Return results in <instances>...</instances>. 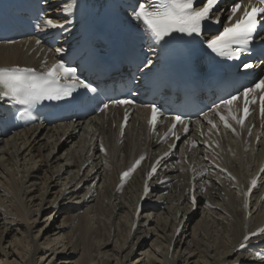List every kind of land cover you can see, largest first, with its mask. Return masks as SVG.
Returning <instances> with one entry per match:
<instances>
[{
    "label": "bare ground",
    "instance_id": "bare-ground-1",
    "mask_svg": "<svg viewBox=\"0 0 264 264\" xmlns=\"http://www.w3.org/2000/svg\"><path fill=\"white\" fill-rule=\"evenodd\" d=\"M62 6L50 9L47 16L65 24L72 14L60 11ZM79 27L76 22L73 29ZM32 46L33 39L0 43V66H37L50 55L45 49L37 55L39 48L30 51ZM57 48L62 49L58 53L68 50L62 44ZM219 111L227 116L225 108ZM216 119L220 120L218 115ZM228 120L235 132L222 121L220 137L208 127L203 131L212 149H199V161L209 167L199 211L192 214L182 189H177L186 181L180 158L163 171L177 180L167 193L155 194L157 201H164L162 208L144 209L133 230L146 168L143 164L120 193L115 190L118 173L138 155L149 156L162 148L152 140L139 110L120 145L118 128L103 115L35 124L3 136L0 264H256L250 255L234 249L246 232L264 221V201L245 208L241 191L264 157V125L257 121L250 140L244 142L247 130L240 136L233 120ZM258 131L260 140L254 148ZM83 162L87 167L81 171ZM178 222H184L183 229L174 237Z\"/></svg>",
    "mask_w": 264,
    "mask_h": 264
},
{
    "label": "snow or ice",
    "instance_id": "snow-or-ice-1",
    "mask_svg": "<svg viewBox=\"0 0 264 264\" xmlns=\"http://www.w3.org/2000/svg\"><path fill=\"white\" fill-rule=\"evenodd\" d=\"M197 4H202V7H197ZM219 4V0H144V2L138 3L132 11V16L137 21H142L144 25L145 33L155 41H163L165 37H170L172 33L178 32L185 34L188 37L200 36L204 31L205 22L212 24H219V17H214L213 13ZM79 6L78 0H63V6L59 10L73 14L74 9ZM230 15L227 17V23L223 26L222 30H218V35H214L211 39L207 40V48L211 52L221 57L228 59H239L243 51L252 43L255 35H258V28L264 24V0H233L230 8ZM39 22L35 25L40 28L43 24L44 29H63L64 24L54 21L49 16H43L37 18ZM71 23V21H68ZM264 43V39L261 41ZM40 43L39 40L36 41ZM57 52L62 49L57 48ZM264 63V61H262ZM153 64L152 59L147 60V66ZM240 68L245 71H250L255 67L251 62L241 61ZM77 88H83L86 90L95 91L90 84L75 75V70L67 67L62 60H56L51 66H45V71L36 73L31 68L21 67H0V99L8 98V100L14 104L29 106L41 100H62L66 97L73 95V92ZM260 92V111L264 116V77L255 80L250 86L244 87L243 92L240 93L237 90L235 95H230L228 99L221 100L219 105H216V115L219 116L220 121L223 122L225 128H230L233 132L235 129L229 123L228 117L235 121L241 127L245 124V119L249 115V104L255 103V93ZM243 96L244 107L243 114L236 115L233 113L231 106L234 102L238 101L240 96ZM113 104H130V100H114ZM221 106H225L228 109L227 116L222 114L219 109ZM104 109L108 108V104L103 105ZM27 114V109L19 113L23 116ZM159 110L155 105H152L151 116L148 120L150 127L155 130V126L158 122ZM128 118L127 111L125 112V121ZM176 123H183L181 116L177 115L173 119L172 125L165 132L161 140L166 139L169 135L176 136L174 128ZM208 123L213 129H216L217 124L208 119ZM124 125H121V134H123ZM188 130L187 124L184 125V131ZM251 130L249 129V134ZM179 139V136H176ZM176 145H169V150ZM192 146H195V141L192 142ZM103 151V146H101ZM169 153L165 152L164 156ZM144 156L141 155L134 163L124 172L120 174V185L118 190L123 186L125 180L130 177L131 173L141 164L144 160ZM163 157L157 158L151 166V171L148 176L151 177L156 171ZM221 171H226L221 169ZM260 173L264 174V167L260 169ZM231 179H235L229 173ZM259 177V174H258ZM257 178L250 180V186L247 192L244 193L247 197L252 189L257 185ZM149 187L147 181L144 185V195L147 196ZM143 198V197H142ZM193 206L195 205V196L192 197ZM244 207L247 208V200H245ZM140 209L137 207V213ZM264 235V227L258 228L255 232L245 233L243 236V242L238 244L237 249H244L246 242L250 237ZM234 264H239L235 261Z\"/></svg>",
    "mask_w": 264,
    "mask_h": 264
}]
</instances>
